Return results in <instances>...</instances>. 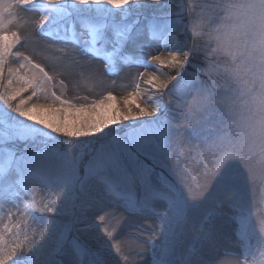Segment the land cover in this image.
Returning <instances> with one entry per match:
<instances>
[{"label": "snow or ice", "instance_id": "obj_1", "mask_svg": "<svg viewBox=\"0 0 264 264\" xmlns=\"http://www.w3.org/2000/svg\"><path fill=\"white\" fill-rule=\"evenodd\" d=\"M160 3L0 0V264H112L107 253L117 257L120 231L102 228L97 220L105 221L108 207H136L125 191L129 173L135 169L137 175L149 176L153 169L141 157L154 158L160 141L170 139L174 129L171 121L159 126L148 121L160 111L159 98L170 83L181 86L173 75L185 64L180 53L186 44L179 39L182 16L141 15ZM17 8L37 13L38 34L61 45L53 50L56 55L44 56L51 75L31 54L16 50L21 34L8 25ZM161 39L164 51L139 54L142 45ZM10 58L18 67L5 72ZM124 67L142 70L131 74V90L122 97L104 91L97 99L76 103L78 97L62 98L52 90L58 76L71 78L78 72L74 86L83 80L103 83L102 74L119 75ZM26 91L31 95L23 96ZM40 93L51 102L32 103ZM74 120L81 121L80 128ZM129 120L145 122L117 134L116 125ZM18 141L39 148L31 156L17 155L8 146ZM36 189L43 193L39 200ZM168 252L165 242L153 253L152 264H167Z\"/></svg>", "mask_w": 264, "mask_h": 264}, {"label": "rangeland", "instance_id": "obj_2", "mask_svg": "<svg viewBox=\"0 0 264 264\" xmlns=\"http://www.w3.org/2000/svg\"><path fill=\"white\" fill-rule=\"evenodd\" d=\"M181 8L182 0H173L171 3L169 0H161L160 4L149 5L145 8L141 15H155L163 19L175 16L179 19V16H184L185 19L181 22L186 23V13L182 12ZM37 20V13L17 8L16 17L8 25V28L21 34V41L16 50L31 54L34 62H41L42 66H45V70L49 71L51 75L52 71L46 66L44 56L56 55L53 50L61 47V45L54 43L50 37L38 34L36 31ZM179 39L184 40L183 35L179 34ZM164 44L163 39L159 40L158 43L153 40L151 44L142 45L138 51L140 55H145L149 51L159 53L164 51ZM46 45L51 47L45 49ZM38 52L40 55L36 54ZM18 63V61L10 58L5 72L9 68L16 69ZM94 63L98 68H103L101 62L96 61ZM124 63L123 60L120 61V64ZM200 67L204 68L206 65H200ZM138 70L142 69L124 67L119 71V75L102 74L103 83L83 80L77 86H74V80H80L78 72L71 78L58 76L54 81L56 87L52 90L57 95H62V98L78 97L79 99L74 100L76 103H83L84 98L89 101L97 99L104 91H111L117 97H122L131 90V74ZM165 71L168 70L165 69ZM21 74L23 75L24 72ZM200 75L202 79L207 81L208 77L203 74ZM61 80L63 81L62 85L60 84ZM113 81H115L114 84ZM22 95L27 97L31 95V92L26 91ZM220 100V107L213 109V115L209 117L208 123L204 127L196 126L195 120L192 118L187 120L173 119L169 109L162 113V116L168 118L174 125L171 138L165 137L160 141L167 153L170 167L166 170L154 166L155 171H152L149 176L141 177L138 175L134 185H130V182L125 185V191L130 193L136 201L135 208L108 207L105 209L107 213L105 221L97 220L98 223H101L102 228L107 227L110 231L113 229L120 231V235L115 241L119 248L117 257L107 253V258L112 264H152L153 253L158 254L160 247L165 242H167L169 249L167 261L174 259L176 264H185V261L191 264L192 261L198 259L201 264H207L208 261L215 264L216 261L229 259L233 252L241 251L242 246L256 243L258 237L253 213L261 205L258 201L253 204L250 192L242 201L235 195L225 192L205 198L202 201L199 198L205 183L202 169L208 164V159L204 152L193 153L189 145L194 142V137L204 140L218 131L226 130L223 125L218 127L217 121L221 114L226 111L230 100L223 96L220 97ZM37 102L47 104L51 101L45 93H40L39 100L36 97L32 99V103ZM120 107H123L122 103ZM200 118L202 117L197 116V119ZM131 123L132 121L129 120L123 126L117 124V134L123 135ZM73 124L77 128L81 127L79 120H74ZM19 145H26V148H19ZM8 147L14 153L20 149L31 156L38 150L39 145L18 141ZM92 147H98V145L93 144ZM88 150L91 151V149ZM193 157L200 163H194ZM249 163L258 168L260 160L256 157ZM220 167L223 169L224 164L222 163ZM174 173H179L183 180L184 197L191 192L193 197L190 201L191 206H186L184 197L177 192ZM36 191L38 193L36 198L39 200L43 193L39 189ZM4 207L7 208V205ZM93 218L95 219V217ZM60 219L67 220L70 218L61 217ZM3 222L7 223V219L5 218ZM77 227H83V225H77ZM153 233H157L158 238L150 240ZM92 235L98 234L93 232ZM99 240L102 241L103 237L100 236ZM91 243L95 246L98 241L93 239ZM226 249L230 252L221 258V253Z\"/></svg>", "mask_w": 264, "mask_h": 264}, {"label": "clouds", "instance_id": "obj_3", "mask_svg": "<svg viewBox=\"0 0 264 264\" xmlns=\"http://www.w3.org/2000/svg\"><path fill=\"white\" fill-rule=\"evenodd\" d=\"M181 11L187 20L179 25L186 44L180 53L185 64L181 73L173 75V81L179 77L181 86L170 83L159 98L160 111L151 113L148 121L157 126L169 121L162 116L169 109L173 119L192 118L196 126L204 127L213 109L220 107V97L230 100L217 121L218 127L223 125L226 130L204 140L194 137L189 145L193 153L204 152L208 159L202 169L205 183L199 198L202 201L225 192L242 201L251 193L253 204L258 201L261 205L253 213L256 243L242 246L241 251L215 264H264V0H182ZM184 19L182 16L181 21ZM197 56L206 67L193 62ZM200 74L208 77L207 81ZM144 122L134 120L124 132ZM153 157H141L153 171L154 166L166 170L170 167L162 142ZM256 157L260 160L258 168L249 163ZM137 178L135 169L130 171V185ZM174 179L177 192L184 197L179 173H174ZM192 199L189 192L184 197L185 205L191 206ZM156 238L158 234L153 233L150 240ZM191 264L201 262L197 259Z\"/></svg>", "mask_w": 264, "mask_h": 264}, {"label": "trees", "instance_id": "obj_4", "mask_svg": "<svg viewBox=\"0 0 264 264\" xmlns=\"http://www.w3.org/2000/svg\"><path fill=\"white\" fill-rule=\"evenodd\" d=\"M193 62H196L199 66H200V65L205 66L204 63L202 62V60H201V58H200L199 56H197L196 58H194V61H193ZM25 146H26V145H19V148L24 149V148H26ZM16 154H17V155L23 154V155H26V156L29 155L27 152H23V151L20 150V149H19L18 151H16Z\"/></svg>", "mask_w": 264, "mask_h": 264}]
</instances>
